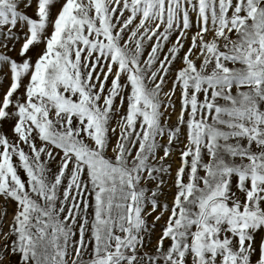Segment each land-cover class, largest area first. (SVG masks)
<instances>
[{
	"label": "rangeland",
	"instance_id": "rangeland-1",
	"mask_svg": "<svg viewBox=\"0 0 264 264\" xmlns=\"http://www.w3.org/2000/svg\"><path fill=\"white\" fill-rule=\"evenodd\" d=\"M0 264H264V0H0Z\"/></svg>",
	"mask_w": 264,
	"mask_h": 264
},
{
	"label": "bare ground",
	"instance_id": "bare-ground-1",
	"mask_svg": "<svg viewBox=\"0 0 264 264\" xmlns=\"http://www.w3.org/2000/svg\"><path fill=\"white\" fill-rule=\"evenodd\" d=\"M261 241V240H260ZM258 258V257H257Z\"/></svg>",
	"mask_w": 264,
	"mask_h": 264
}]
</instances>
